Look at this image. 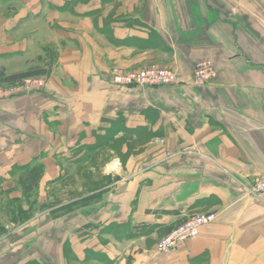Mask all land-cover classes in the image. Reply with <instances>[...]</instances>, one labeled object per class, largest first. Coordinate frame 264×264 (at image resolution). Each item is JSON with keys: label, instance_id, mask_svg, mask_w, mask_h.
<instances>
[{"label": "crops", "instance_id": "0c3cea01", "mask_svg": "<svg viewBox=\"0 0 264 264\" xmlns=\"http://www.w3.org/2000/svg\"><path fill=\"white\" fill-rule=\"evenodd\" d=\"M3 1L0 70L43 65L47 46L54 55L44 89L0 99V179L15 165L41 164L38 204L81 163L89 176L110 179L68 200L76 205L67 212L55 214L64 201L33 210L0 236L7 255L51 264H264V193L251 190L264 177V0ZM207 59L215 74L196 83L194 64ZM151 65L175 69L180 82L110 80L115 70ZM98 139L106 155L81 160L76 148ZM202 212L215 221L180 249L156 252L161 237Z\"/></svg>", "mask_w": 264, "mask_h": 264}, {"label": "rangeland", "instance_id": "374dc122", "mask_svg": "<svg viewBox=\"0 0 264 264\" xmlns=\"http://www.w3.org/2000/svg\"><path fill=\"white\" fill-rule=\"evenodd\" d=\"M3 2H4L3 0H0L1 5ZM1 12H2V10H0V13ZM42 54H43V59H44L43 65L36 66V67L33 66V67L28 68L25 71L34 70L36 68H47V70H48V67H49L48 64L53 59L54 51L47 46V47H45L44 52ZM16 64L17 63L12 64V65L15 66ZM18 64L20 65L19 62H18ZM8 75H10V74H5L3 72V70L2 71L0 70V82L2 80H4L5 77ZM114 134L115 133H113L110 136L111 139H113ZM106 136L108 137L107 134L103 135V140H106V142H109L108 141L109 139H106ZM123 136H125V135H123ZM100 142H101V140L98 139V140H96V142H94L90 146H88V147L86 146L85 149L83 147H78V148H76L75 153L76 154L81 153L80 159L81 158L83 159L87 156V158L91 157V158H93V160L97 159V162H98V159L101 156H105L106 153L108 152L106 149H103L101 151H96V147L99 145ZM107 144L110 145V143H107ZM111 145H114V143ZM97 167H99V166H97ZM69 169H66L67 172H70ZM88 171H89V165H84L83 163H81L78 166H76V170L73 171V175L65 178L64 180H61L60 184L56 183L55 189H52V185L49 184L48 188H45V194H46L47 199H46V201L42 202V203H45L46 206L40 208V207H38L39 204L36 202L37 197H36V201L33 200L34 201V204H33L32 202L30 203V200L25 198V196L23 195L21 187L19 186L18 180H17L19 174L22 173V170L18 169L17 166H13L11 168V170L9 171V174L7 176L3 177L2 179H0V236L3 235L7 230H10V228H15V226L18 227L19 224H22L25 222V221H22V222L17 223V222H14L13 220H11L12 217L19 215L17 207L23 206V208H28V206L30 204L32 206V208H34V209H40V210H45V211L51 210L59 202L64 201L63 205H65V204H68V200H70V199L71 200H74V199L78 200L79 195L82 194L83 192L95 190V189L100 187V184H103L104 182L110 181L109 178L107 180L106 177L105 178L101 177L99 173H96V176H95V174H91V176H89ZM81 188H84V189H81ZM17 190L19 191V193H18V195H15L14 192ZM94 194H96V193H94ZM34 198L35 197L33 195L31 200ZM82 200H84V198H79L78 201H82ZM74 202L75 201H73L71 203H74ZM62 206H60V207H62ZM60 207H58V208H60ZM18 233H19V231H17L15 237H12V239H11L12 242L9 245L11 250H13L14 248L15 249L19 248L18 246L20 245V243H19V237L17 235ZM8 252H9V249L7 248V246H1L0 245V264H33V263H35V264H51V262L49 260L43 261V260H39L36 258L30 259L31 256H28L29 257L28 259H20L19 253H15L9 257L7 255ZM34 254L37 255L36 253H34ZM38 254H39V256L43 255L41 253H38ZM64 254H65V251H64ZM95 254H91L90 257H93V258L95 257L97 259H101L100 255H98L97 253H95ZM65 264H74V263L70 262V260L69 261L67 260Z\"/></svg>", "mask_w": 264, "mask_h": 264}, {"label": "built area", "instance_id": "2783aa9c", "mask_svg": "<svg viewBox=\"0 0 264 264\" xmlns=\"http://www.w3.org/2000/svg\"><path fill=\"white\" fill-rule=\"evenodd\" d=\"M215 74L213 62L209 59L201 60L194 65V80L196 83H204ZM110 80L113 84L122 87L133 85L166 87L176 85L180 77L175 69L151 65L140 69L115 70L111 73ZM45 74L25 76L13 83H0V99L12 98L29 94L44 88ZM257 194L264 193V177L257 180L251 188ZM216 219L214 212H202L188 216L169 233L156 242L157 253H168L180 249L184 242L196 236L202 225L213 222Z\"/></svg>", "mask_w": 264, "mask_h": 264}, {"label": "trees", "instance_id": "16d2710c", "mask_svg": "<svg viewBox=\"0 0 264 264\" xmlns=\"http://www.w3.org/2000/svg\"><path fill=\"white\" fill-rule=\"evenodd\" d=\"M46 72H47V68H36L34 70L18 72V73H14V74H10V75L6 76L5 79L2 80L0 83H13V82L25 77V76L41 75V74H45ZM38 91H40V90H38ZM111 129H112V127H111ZM111 129H109L106 132V134L108 135V137L106 136V139H109L110 136L113 133H115V131L113 129H116V127L113 128L112 130ZM99 145H101V142L99 143ZM15 166H17L18 169L22 170V173L19 174L17 180H18L19 186L21 187L23 195L25 196V198L30 200V203L32 202L34 204L33 200L36 201V198H34L32 200H31V198L33 197V195H34V197L36 195V190H37L39 180H40L42 172H43V167L39 163L15 165ZM84 199H86V198H84ZM76 202H78V201H76ZM75 205H76V203L65 204L62 207L56 209L55 214L67 212L69 209H71ZM44 206H46L45 203H41V204H39L38 207L42 208ZM17 210L19 212V215L12 217L11 220L19 223L22 221H26L29 217H31L32 212L35 209L32 208V206L29 204L28 208H23V206H19V207H17ZM66 253H67V251H66ZM33 264H35V263H33Z\"/></svg>", "mask_w": 264, "mask_h": 264}]
</instances>
